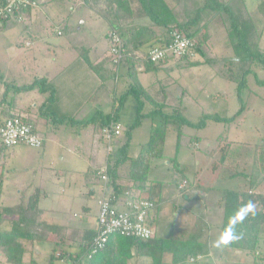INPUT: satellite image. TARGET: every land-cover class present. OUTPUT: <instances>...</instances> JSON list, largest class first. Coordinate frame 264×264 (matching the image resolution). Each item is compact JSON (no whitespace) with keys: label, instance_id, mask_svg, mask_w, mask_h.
<instances>
[{"label":"rangeland","instance_id":"obj_1","mask_svg":"<svg viewBox=\"0 0 264 264\" xmlns=\"http://www.w3.org/2000/svg\"><path fill=\"white\" fill-rule=\"evenodd\" d=\"M228 1L232 0L225 1L227 6L228 4L237 6L240 3L237 0L230 3ZM244 2L261 31L260 49L264 52V0ZM40 5L34 21L25 19L24 23L18 24L10 20L4 27H0V102L6 98L8 105L11 104L15 110L20 107L23 109L32 103H39L41 106L42 97L39 90L23 91L24 85L32 84L36 78L48 75L52 77L61 69L64 61L70 64L77 58L87 55L92 61L103 58L109 48L108 34L111 25L97 13L96 6H90L84 0H42ZM194 6L197 7V0ZM221 10L224 11V8ZM211 12L209 11L210 14ZM213 15L211 21H208L210 40L204 46L205 56L198 53L191 59L192 62H199L198 65L191 67L185 61L178 67L173 60L157 73L142 74L141 80L158 101H163L167 96L171 105L182 106L185 109L183 114L188 120L198 123L206 118L205 127H183L177 155L179 162L189 167L187 177L193 188L188 192L190 197L183 195L184 192L177 191L171 179L173 173L168 170L169 162L176 155L175 127L181 123L172 124L169 128L164 149L165 158L151 160L153 162L151 179H164L169 182L163 191L162 203L159 206L161 217L156 221L158 234L170 238L176 236L185 224L194 223L186 225V228L191 226L187 238L211 240L215 244L208 232L211 230L219 233L217 226L222 221L220 216L222 208L219 209L218 201L223 193L226 190L264 192V86L257 83L264 81V69H255V73L246 77L240 102L236 91L237 83L223 76L233 74L236 77L241 74L242 68L241 65L225 67L228 64L226 59L237 60L225 29L228 25V14H220L219 17L217 13ZM125 71L126 65L123 64L120 68L121 78L118 86L114 84L118 80L111 81L98 97L105 95L106 98L115 91L118 96L122 95L127 87L126 77L123 76ZM15 88L19 91L15 92ZM182 92L189 96L177 99ZM31 99L34 101L31 102ZM242 104L246 109L233 121L217 123L210 119L215 114L223 118L233 117L239 112ZM128 109L131 110V107ZM128 109L124 118H121L122 135L113 141V148L121 147L125 141ZM68 126L69 123L64 125ZM119 126L121 127L120 124ZM151 129L150 122L147 121L135 131L130 149L132 157L143 154V149L148 148L146 144L149 143ZM221 136L228 141L221 143ZM194 137L196 140L192 144L197 146L188 147ZM220 145H226L228 158L225 164L214 167L220 159L217 148ZM70 149L68 147L66 151L62 150L49 142H45L41 148L18 145L8 149L5 155L6 157L8 155L10 160L8 167L4 169V175L9 180L5 179L7 182L3 205H15L21 197L18 191H23L25 184L33 183L42 193L52 186H55L56 192L61 191L64 183L54 176L55 172L85 168L84 161L75 157L74 153L71 154ZM83 149L81 154L87 158L85 147ZM105 149L107 152V146ZM63 155L65 161H61ZM77 176L79 175L75 174L71 182L78 189L84 190L85 186ZM43 180L45 185L41 186ZM67 180L70 182L69 178ZM178 180L186 182L182 177ZM99 195L97 192L96 196ZM88 203L91 207L90 213H84L81 206L80 208L75 206L67 214L73 221H81L80 219L85 216L83 222L88 228L93 229L99 213L98 206L95 198L89 199ZM261 249L258 254L264 256V245ZM236 254L233 252L232 258L239 262L238 264L252 263L253 257L247 258L244 254L238 255L240 257L237 258ZM170 258L171 256L166 258V261L170 262ZM226 261L220 262L219 259L218 262L226 264ZM206 262L209 261L203 257L198 259L189 257L186 264H207ZM133 264L138 263L134 260Z\"/></svg>","mask_w":264,"mask_h":264},{"label":"trees","instance_id":"obj_2","mask_svg":"<svg viewBox=\"0 0 264 264\" xmlns=\"http://www.w3.org/2000/svg\"><path fill=\"white\" fill-rule=\"evenodd\" d=\"M36 1L39 2L40 0ZM190 1L185 0V4L180 5L182 9L184 7V17H182V14L179 15L178 11L168 5L165 0H84L86 4L96 6L97 13L111 25L110 33H116L120 37L125 49V56L120 64L111 63L109 59L111 68L104 70L106 78L114 79V81L120 80V68L124 64L126 65L124 76L128 81L124 94L119 97L114 96L113 110L110 114L102 116L103 119H101L100 124L95 127L96 133L101 136L104 127L111 124L119 126V112L124 97L133 98L138 105L134 121L126 127L123 146L119 149L113 148L108 154L107 174L109 181L106 186L110 190L109 195L112 202L114 197L118 198L123 193L129 192L133 199L143 198L154 202L157 207L161 205L162 198L160 195L169 182L151 179L150 173L153 170L151 160L165 158L163 152L169 128L172 124L178 122L181 124H177L175 127L177 136L176 155L169 162L168 170L173 173L171 179L174 184L176 183L178 192H184L183 195L190 197L188 192L190 188L193 189L187 177L188 167L181 165L177 155L183 135V127H205L206 118L194 123L188 120L182 112L175 114L163 113V104L154 100L149 89L141 84L139 78L141 73H157L166 64L174 60L169 58L159 63L148 60L152 49L166 47L170 44L173 30H180L190 38L196 39L197 46L194 56L198 53L205 56L204 46L210 40L207 29L208 21H211L214 13H217V17L220 14H228L227 18L229 20H227L228 25L225 29L237 60L233 61V58L226 59L228 64L225 67L232 68L241 65L242 68L241 74L236 77L233 74H223V76L229 81L237 83L236 91L240 102L242 101V91L246 85V77L255 73V69H264V52L260 49L262 34L253 16L248 11L244 0H237L240 2L237 6L232 4L227 6L225 4L226 0H202L201 6L197 3L195 11L194 4ZM230 2H233V0ZM230 2L228 1V3ZM222 8H224V11L221 10ZM209 11L214 12L210 14ZM30 12L32 11H25L23 13L24 17ZM142 19H148L150 25L138 24ZM15 22L17 23V21ZM6 23L0 24V27H4ZM193 57L187 55L174 61H176L178 67H181V63L185 61L188 62V66L193 67L199 64V62L191 61ZM102 68L103 65H100L95 69L100 74ZM257 83L264 86V81H257ZM45 86H47L45 80L39 79L22 89L24 91L37 89L40 92H45L48 89ZM146 103L153 107L152 112L146 113L144 111ZM245 109L246 107L242 104L239 112L233 117L223 118L219 114H215L210 119L217 123L233 121ZM13 112H15V109L12 108L11 104L8 105L6 98H3L0 102V127L5 119L21 115V113L13 114ZM149 118L153 119V124L156 127L151 133L149 143L146 144L148 148L143 149V154L141 153L133 158L129 154L133 133ZM27 121L35 132L31 121L28 118ZM89 123H93V121ZM194 140H196L195 137L192 138L188 147L193 145ZM220 140L221 143L228 141L227 138L223 139L222 136ZM217 148L220 159L214 167L225 164L228 158L226 145H220ZM8 149L10 148L5 147L0 138V256H3L8 264L32 263L35 247L38 243H52L54 245L48 264H55L57 260L72 261V264H130L132 260H136L138 264H186L189 257L217 256L224 251L231 253L232 256L233 252L235 254L242 252L236 254L237 258L240 257L238 255L246 254L247 258L253 257L251 264H264V256L258 254L264 245V192L252 190H226L223 193L218 201L219 209L222 208V215H220L222 221L219 226L221 238L215 244L211 240L204 241L200 238L190 240L185 235L165 238L157 233L154 239L144 241L117 234L111 236L105 247L94 254L91 259H88L90 246L97 232V230L96 232L88 230L83 233L79 244L76 243L78 250L75 253L61 250V247H72L73 244L66 243L67 228L41 221L39 201L43 193L40 188L33 190L30 186H27L22 191L18 204L10 207L3 205L4 188L1 171L7 164L8 155L6 157L5 153ZM123 168H127L125 176L121 174ZM99 171L100 169L94 171L93 177L95 181L101 182L103 191L104 185ZM246 176L248 177V175ZM179 177L186 180L185 187L180 188L182 180H178ZM122 178L123 180H121ZM147 185L149 189L159 188V191H161L159 196H144L143 192ZM149 193H151L150 190ZM149 218L148 224L157 229L156 222L153 223ZM170 256V262H167L166 258Z\"/></svg>","mask_w":264,"mask_h":264},{"label":"crops","instance_id":"obj_3","mask_svg":"<svg viewBox=\"0 0 264 264\" xmlns=\"http://www.w3.org/2000/svg\"><path fill=\"white\" fill-rule=\"evenodd\" d=\"M39 2L40 5L42 3V0H40ZM165 2L168 5H170L172 8H175L178 11L179 15L182 14L181 16L184 17V7L182 9L180 5L185 4V0H165ZM190 2L194 4L196 0H191ZM197 3L199 4V6H201L202 0H197ZM195 10L196 7L194 6V11ZM37 11L38 10H35L27 14V16H25L26 21L27 20L34 21L37 16ZM138 24L147 26L150 25V21L148 19H142L141 21H139ZM109 50H110V40H109L108 51L103 58H98L95 61H92L89 58V55H87L86 57L83 58L82 57L77 58V60L72 61V63L70 64H68V61H64L60 66L61 69L57 73L55 72V74L52 77H49V75L40 77V79L45 80V84L47 85L45 87L48 88L45 92L39 91L41 94L40 97H42L41 106L39 105V103L38 104L32 103V105L27 106L23 109L22 107H20L18 110H15L16 113L13 112V114L21 113L28 117V119L31 121L32 125L34 126L35 133L41 138H43L42 147H44L45 142H49L52 145H55L56 147L61 148L62 150L65 151L68 149V147H70L71 149L69 150V152L71 154L74 153L73 155L75 157L81 159L85 163V168L83 169L70 168L55 172L54 176L59 180H63L62 183H64V186H62V190L56 192L55 186H52V188L47 189V191L43 192L42 197L39 201L41 221L43 220L50 224L59 225L64 228H67V233L65 236L67 238L66 243L73 244V246L72 247L63 246L60 249L61 250L64 249L65 251L70 253H75L78 250L76 248V245L79 244L84 232L88 230H92L96 232L98 228V217L96 221V226L95 228L92 229V228H88L86 223L83 222L85 216L82 218L83 220L80 219L81 221H73L72 219H70V216L69 214H67V212L71 208H74L75 206H79V208L81 206L82 211L84 213H90L91 207L89 206L88 203L89 199L95 198L96 205L98 206V201L101 199L103 194L101 182L94 180L93 172L107 165L108 153L106 152L105 149L106 142L101 138V136L98 133H96L95 127L96 126L98 127V125L100 124L101 119H103L102 116H106L112 112L114 96L119 97L116 91L114 92L113 95H107L106 98L105 95L103 97H98V94H101V91H103L104 88H107V86L110 84L111 81L114 82V79L106 78V75L104 73V70L111 68V64L109 60L110 59ZM100 65H103V68L101 69L102 73L99 74L95 68H98ZM142 74H149V73H141L139 77L141 84L145 88H147L144 85L143 81L141 80ZM36 80L39 79L36 78ZM119 81L120 80L114 82V84L118 86ZM126 82L127 85L128 81ZM14 91L17 92L18 89L15 88ZM188 96L189 95L187 93L182 92L181 96H178L177 99H183ZM153 98L156 102L163 104L164 108L162 109V111L165 114H175L177 112L183 113V111H185V109H183L182 106H176L178 104L171 105L168 102L167 96L164 98L163 101H158L154 96ZM95 99H97L96 102H93V100ZM33 101L34 99H31V102ZM128 107H131V110H129ZM126 109H128V117H127L128 120L126 124L127 127L131 125L135 119L138 109L137 102L131 97H127V98L124 97V102L120 108L119 121H118V123L121 125L122 132H123V127L121 124V118L122 119L124 118ZM144 111L146 113L152 112L153 107L148 103H146L144 107ZM96 116H98L97 120L95 119ZM91 121H93V123H89ZM147 121L150 122L152 128L150 133H152L156 125L153 124L152 118H149L144 122ZM67 123H69L70 129H68L69 126L64 127V125ZM135 131L133 133L132 141L134 138ZM47 134L49 135V138H47ZM166 141H165V146H166ZM131 143L129 147V154L131 149ZM195 146H197V144H195ZM84 147L87 152L86 153L87 158H85L81 154L84 150L83 149ZM119 148H115V149H119ZM9 160L10 158L7 157V164L6 166H4V168L1 171V174H3V188H5L6 186L5 182L9 180V179L7 180L4 175V169L8 167ZM65 160H66L65 155H63L61 157V161H65ZM155 160L158 161V159ZM75 174L79 175L77 177L81 178L82 183L85 186L84 190L78 189L77 186L73 182H71ZM121 174L125 176L127 174V168H123L121 170ZM68 178L70 179V182H68L67 180ZM121 180H123V178ZM25 185L26 186L23 187V190L27 186H30L31 189L33 190L35 189L33 183L25 184ZM40 185L41 186L45 185V181L44 180L41 181ZM149 190L151 191V193H149ZM159 190H160L159 188L149 189L147 185L145 187V191L143 192V195L146 197H149V195L159 196V192H161ZM97 192L100 194L99 196H96ZM18 193L21 195L22 191H18ZM160 197L161 198L163 197V191ZM19 202L20 199L19 201H16L15 205L18 204ZM6 207H10V206H6ZM156 209L157 210L153 211L150 216L152 218V219L150 218V220H152L153 223H155L161 217L160 207H157ZM98 212H99V206H98ZM195 219L197 220V216L195 217ZM192 224H188V223L185 224L176 235H185L187 237L188 233L191 232V226L189 228H186V225H192ZM219 226L220 224L217 226V231H219V233H214L213 231L211 232V230L208 232L210 238L213 239L216 243H218L221 238ZM155 230L157 235L158 230L157 229ZM46 244L47 245H44L42 243L36 244L32 263L29 264H48L49 258L54 250V245L52 243H46ZM48 244L49 247H47ZM59 252H57V254H59ZM237 253L241 254L242 252H237ZM220 254H218L217 256L210 255L209 257L203 256V258H206V260L209 261L208 263L206 262L207 264H219L218 262L219 259L220 262L222 261L225 262L227 260L226 262L228 264L239 263V262H235L236 260L232 258V254L229 252L224 251ZM133 261L134 260H132L130 264H133ZM0 264H8L3 256L2 257L0 256ZM55 264H72V261L57 260Z\"/></svg>","mask_w":264,"mask_h":264},{"label":"built area","instance_id":"obj_4","mask_svg":"<svg viewBox=\"0 0 264 264\" xmlns=\"http://www.w3.org/2000/svg\"><path fill=\"white\" fill-rule=\"evenodd\" d=\"M39 8V2L36 0H0V24L10 20L24 23L25 17L23 13L29 10L35 11ZM109 39V58L111 63L120 64V61L125 56L122 40L116 33H110ZM196 46V39L190 38L180 30H173L170 44L166 47L152 49L148 60L159 63L169 58L177 60L187 55L193 57ZM27 118L26 115L21 114L5 119L3 125L0 127V138L5 147L10 149L18 145H27L34 148L42 147L43 138L33 131ZM121 133L120 126L114 124L102 129L101 136L106 142L108 154L113 150V141ZM107 172V165L100 168L99 175L101 176L104 189L102 197L98 201V228L90 246L88 259H91L94 254L102 250L113 235L119 234L144 241L156 237V230L148 224V218L156 210L157 205L143 198L133 199L129 192L123 193L122 197H114V201L112 202L109 195L110 190L106 186L109 181ZM185 185L186 182L184 181L181 183L180 188L185 187ZM196 258L198 259L200 256Z\"/></svg>","mask_w":264,"mask_h":264},{"label":"water","instance_id":"obj_5","mask_svg":"<svg viewBox=\"0 0 264 264\" xmlns=\"http://www.w3.org/2000/svg\"><path fill=\"white\" fill-rule=\"evenodd\" d=\"M199 194V193H198ZM202 194V193H201ZM203 196V195H202Z\"/></svg>","mask_w":264,"mask_h":264}]
</instances>
